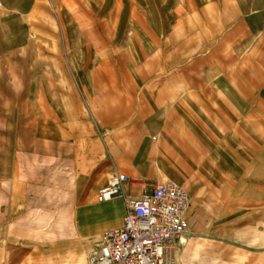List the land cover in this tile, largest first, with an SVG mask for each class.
<instances>
[{"label":"crops","instance_id":"obj_1","mask_svg":"<svg viewBox=\"0 0 264 264\" xmlns=\"http://www.w3.org/2000/svg\"><path fill=\"white\" fill-rule=\"evenodd\" d=\"M184 47L155 57L153 72L144 61L136 73H73L59 77L57 89L41 85L37 58L9 59L20 65L16 81L28 72L29 90L10 88L7 103L0 87V264H67V257L75 264L103 232L122 226L123 200H96L113 172L131 176L128 192L135 196L166 180L189 181L210 157L211 123L219 128L220 114L227 111L237 122L243 112L263 110L256 92L243 97L236 83L241 73H225L200 54L211 45ZM250 189L249 198L235 196L217 232L239 246L249 264H259L264 186ZM191 208L192 199L188 223Z\"/></svg>","mask_w":264,"mask_h":264},{"label":"rangeland","instance_id":"obj_2","mask_svg":"<svg viewBox=\"0 0 264 264\" xmlns=\"http://www.w3.org/2000/svg\"><path fill=\"white\" fill-rule=\"evenodd\" d=\"M198 43L212 46L200 54L213 57L225 73H241L236 83L243 97L256 92L264 104V0H0L2 99L10 101V88L29 90L28 72L16 81L20 65L8 64L16 56L37 58L41 85L57 89L59 77L73 73H136L144 61L146 72H153L154 58L168 55L170 46L178 52ZM262 108L243 112L237 122L226 111L219 115V128L211 123L209 159L189 181L179 183L191 195V220L170 264H249L239 246L219 239L217 230L219 221L232 214L235 196L249 198L251 187L264 186ZM236 123L242 126L241 144ZM91 249H83L75 264H89ZM263 261L259 257V264Z\"/></svg>","mask_w":264,"mask_h":264},{"label":"built area","instance_id":"obj_3","mask_svg":"<svg viewBox=\"0 0 264 264\" xmlns=\"http://www.w3.org/2000/svg\"><path fill=\"white\" fill-rule=\"evenodd\" d=\"M132 178L113 172L96 193L98 202L123 200L122 226L103 232L88 256L89 264H170L182 237L191 198L184 187L164 181L135 196L128 192Z\"/></svg>","mask_w":264,"mask_h":264}]
</instances>
